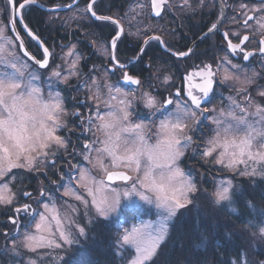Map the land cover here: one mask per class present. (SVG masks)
Wrapping results in <instances>:
<instances>
[{
    "label": "snow or ice",
    "instance_id": "obj_1",
    "mask_svg": "<svg viewBox=\"0 0 264 264\" xmlns=\"http://www.w3.org/2000/svg\"><path fill=\"white\" fill-rule=\"evenodd\" d=\"M35 2L36 0H6L4 14L8 17V24L0 25V38L4 40V43H0V66L12 69L11 71L0 70V207L11 208L13 215L9 217V223L18 225L19 215L23 213L32 216L34 227V231L23 234L21 242L18 243L15 238L12 239V251L16 252L18 247L30 253H38V249L43 248L61 250L70 248L78 243L76 237H83L86 234L85 226L77 222L81 211L87 215L89 210H92L97 216L109 219L121 210L122 198L126 206L133 210L137 208L138 198L145 203L155 204L158 209H161V219L155 227L150 224H141L133 225L131 229L122 228L117 248L122 249L132 245L136 255L129 264H148L160 243L166 238L167 222L180 209L192 204L190 195L197 192L191 175L185 173L180 166L185 157V150L194 143L193 137L188 133L201 122L197 119L198 114L207 119L209 112L217 111L215 108L208 109L204 105L211 103V94L214 92L218 74L225 68L233 71L241 69L225 56L216 61L215 65L212 63L195 65L184 75L181 87H177L175 92L167 97L158 98L152 91H142L138 102L149 110L150 116L160 114L164 117L159 121L156 132L158 139L155 144L148 143L145 134L148 125L142 122L133 123L130 120L129 108L137 98L134 95L122 93L116 85L101 84L95 77H90L91 87L97 90L96 95L90 98L95 111L90 109L89 115L81 120L80 126L83 127L87 123L86 132L99 131L104 138L93 135L91 141L82 144L84 149L81 154L82 159L90 167L73 165L66 180L61 174V183L57 186L64 189L62 198H71L78 202L79 207L65 200L67 211L61 214L53 196L41 190L40 195L47 197L50 203H44V210L39 211L33 209L30 204H18V189L15 187L16 176L13 174V169L29 171L38 169L43 161L49 159V153L53 147L66 150L67 141L57 135L59 130L66 127L60 120V116L64 113V97L59 91L54 93L50 91L48 99L45 100L39 86L42 83L39 77L33 72H28L25 78L17 65L21 64L24 71L28 70L27 65L14 54V45L19 44L23 49V40L16 30V24L19 23L21 30L31 40L36 41L40 49L38 53L40 59L28 53L27 49L23 50L24 58L34 63L37 68L44 70L49 69L50 63H55L53 59L55 54L49 51L40 37L32 32L24 21L25 9ZM96 3L97 0H89L82 11L97 20L111 21L118 26L110 43L112 49L110 59L114 64L113 68L107 71H114L116 68L123 70L128 65L116 60L114 53L117 41L125 34L124 27L119 20H114L111 16H98L93 8ZM163 3L164 0H151L152 7L156 9L155 15H160ZM184 3L187 5L188 0H184ZM200 3L203 4V0H200ZM76 4L77 0H73V4L68 7H74ZM60 7L56 5L51 10L58 11ZM254 11L264 13V7ZM254 19L259 27L264 29V15L259 19L248 16L243 21L244 26L247 27L249 20ZM216 27L217 25L213 24L210 31ZM5 31L11 32L12 36H4ZM224 35L227 36V33ZM236 38L240 40V43L233 44L231 40L227 41V50L230 54H235L239 50L245 61L256 54L246 52L241 47L245 41L249 40L247 35L241 38L236 34ZM153 39L161 38L150 36L144 44L147 45ZM259 43L261 45L259 54L264 55V39H261ZM62 47H66L68 51L59 55L62 63L56 65L48 77L47 86L50 89L53 79L58 88L60 84L67 86L70 79L79 75L80 54L76 51L75 45ZM10 49L13 51L10 52ZM144 50V47L140 48L141 55ZM191 52L192 50L189 49L187 52H177L174 55L182 58L189 56ZM94 70L95 66H93ZM229 78V75L225 74L223 80L227 81ZM170 79V76L164 77L165 82ZM123 80L131 85L141 84L138 77L129 75L127 72H124ZM101 87L106 90L107 100L101 101ZM259 95L264 97V92ZM117 96L123 98L119 99L118 106H113L111 102L116 100ZM228 100L229 111L219 110L218 115L212 120L215 125L214 135L204 142L203 150L200 152L201 160L204 163L211 162L240 176H264V106L255 105L254 112L249 114L248 108L253 105L250 96L245 94L243 101H237L233 97H228ZM101 102L104 108L108 109L107 111L101 108ZM245 104L247 107L244 106ZM76 115L79 116L80 113L77 112ZM94 124L95 129L92 127ZM241 132L243 135H240ZM122 135L131 139H122ZM103 157L109 158L108 165L104 164ZM55 163L54 160L50 161L53 167ZM241 166H243L242 169ZM92 168H99L104 174L103 178L96 179L92 175ZM130 172L135 175H129ZM116 181L121 182L122 187L119 189L112 186ZM79 189H82L86 196L82 195ZM238 191L232 179L228 178L217 181L214 190L206 194L214 204L226 203L229 205V211L236 212L231 205ZM22 195L31 198L30 192H24ZM248 206L252 207L251 202ZM53 224L55 231H53ZM249 225L258 228L260 236L264 237V224L256 225L249 221ZM4 235L8 237L9 234L5 232ZM39 259L41 257L37 254L36 259L29 260L28 264H37ZM242 264L247 262L243 261Z\"/></svg>",
    "mask_w": 264,
    "mask_h": 264
},
{
    "label": "flooded vegetation",
    "instance_id": "obj_2",
    "mask_svg": "<svg viewBox=\"0 0 264 264\" xmlns=\"http://www.w3.org/2000/svg\"><path fill=\"white\" fill-rule=\"evenodd\" d=\"M1 1L2 6L6 7V0ZM36 1L47 7L56 5L65 7L73 3V0ZM49 1H53V4H47ZM88 2L89 0H79L74 7L58 11H45L33 4L24 11L25 23L32 32L40 37L49 51L55 54L53 57L55 63H50L49 69L44 70L23 58L28 69L24 71L23 75L27 78L28 72H33L39 77L42 82L39 86L45 100L48 99L50 91L53 93L59 91L64 97V113L60 116V120L66 127L59 130L57 135L67 141V149L53 147L49 155L56 152L55 158L43 161L38 169L14 173L16 176L15 186L24 189L22 193H31V198L25 197L21 193L17 197L18 204H30L33 209L39 211H43V204L49 202L47 197L40 195L41 190L52 195L55 203L58 202L64 191L63 188L57 187L61 183V174L66 180L73 165L90 167L82 159L81 154L84 151L82 144L91 141L93 135L101 139L104 138L99 131L86 132L87 123L83 127L80 126L81 120L89 115V110L95 111L90 98L96 95L97 90L91 87L90 77H95L98 83L116 85L124 93L134 95L137 100L133 102L129 110L130 120L147 121L149 123L147 136L152 138H154L153 134H150L152 129L155 134L158 131L159 121L164 117L160 114L149 115V110L138 102L141 92L149 90L158 98L167 97L175 92L177 87H181L184 75L191 71L195 65L202 63L215 65V62L221 57L227 56L232 64L241 69L233 71L230 68H225L218 74L214 92L211 94V103L204 105L208 109H213L214 106L218 110L221 104H225V94L228 92L240 99L245 94L254 98L257 96V89L264 88V55L259 54L261 46L259 41L264 39V29L259 27L255 19L249 20L247 27L243 24L248 16H255L259 19L264 15V13L254 11V9L264 7L262 0H203V4L200 3V0H188L187 5L184 0H164L158 16L155 15L156 9L152 7L151 0H97L93 6L97 15L111 16L114 20H119L124 27L125 34L117 41L114 55L116 60L128 67L123 70L116 68L114 71H107V69L113 68L114 62L110 59L112 55L110 43L118 26L111 21H100L90 14H84L82 10L85 9ZM139 5H143V7H139ZM135 7H139V9L133 10L132 8ZM4 13L5 10L0 14L1 23L8 24V17ZM51 14L53 17L49 18ZM213 24H216L217 27L210 31ZM16 29L30 53L40 59L38 54L40 49L37 47L36 41L31 40L21 30L19 23L16 24ZM224 33H227V36ZM9 34L12 36L11 32ZM236 34L241 38L247 35L249 40L245 41L241 47L246 52L256 53L247 61L243 60L239 50L235 54H230L227 50L228 40H231L233 44L240 43ZM150 36H158L161 39L150 40L145 45L144 41ZM17 45L23 56L21 47L19 44ZM66 45H75L76 51L80 54L79 75L70 79L67 86L60 84L58 88L53 79L50 89L47 86L48 77L52 69L62 63L59 55L68 51L66 47H62ZM141 47L145 49L142 55L139 51ZM189 49L192 52L187 57L178 58L174 55L177 52H187ZM138 56L139 59H137ZM93 66H95L94 71ZM0 70L11 71L12 69L0 66ZM124 72L138 77L141 84L136 86L125 82L123 80ZM225 74L230 77L227 81L223 80ZM165 76H170L171 79L165 82ZM244 80L246 81L243 82ZM86 81L87 84H85ZM100 97L101 101L108 99L103 87L100 88ZM122 98L121 96L119 99ZM111 103L114 105L113 101ZM101 108L104 111L108 110L104 108L102 102ZM77 112L80 113L79 116L76 115ZM213 113L209 112L207 119L197 115L201 122L194 128V138L200 147H203L208 138L210 116ZM92 127L95 129L96 125L94 124ZM202 150L203 148H200L199 152ZM51 160L56 162L54 167L50 164ZM108 160V157H103V162L108 163ZM92 175L100 178L104 174L99 168H92ZM79 191L83 190L79 189ZM65 199L71 198L64 197ZM12 215V210L0 214L2 217L0 232L8 231L5 226L7 224L4 225V223H9V217ZM32 224V216L21 213L18 225H14L15 237H19L20 231Z\"/></svg>",
    "mask_w": 264,
    "mask_h": 264
},
{
    "label": "trees",
    "instance_id": "obj_3",
    "mask_svg": "<svg viewBox=\"0 0 264 264\" xmlns=\"http://www.w3.org/2000/svg\"><path fill=\"white\" fill-rule=\"evenodd\" d=\"M197 199L177 212L167 241L148 264H235L245 253H251L255 263L264 260V237L249 225V221L264 224L262 181L241 185L231 205L236 212L229 211V205L204 200L201 192ZM134 212L138 210L123 209L121 218L91 221L86 239L69 251L63 264H126L134 251L129 247L118 249L117 242L121 222L129 226L135 219ZM79 221L85 224L84 219Z\"/></svg>",
    "mask_w": 264,
    "mask_h": 264
},
{
    "label": "rangeland",
    "instance_id": "obj_4",
    "mask_svg": "<svg viewBox=\"0 0 264 264\" xmlns=\"http://www.w3.org/2000/svg\"><path fill=\"white\" fill-rule=\"evenodd\" d=\"M132 9L137 10V9H139V7H135ZM4 10H6V7L2 6V1L0 0V14L2 12H4ZM52 17H53V14H51L49 18H52ZM1 21H2V19L0 18V25H7L6 23L2 24ZM3 35L11 37V35L9 34L8 31H5L3 33ZM0 43H4V40L2 38H0ZM9 51L11 52L13 50L10 49ZM14 54L16 56L20 57L22 63L25 64V62L23 61L24 57L20 54V51H19L17 44L14 45ZM17 67H18V69H20V71L22 73H24V69L21 66V64H18ZM245 81L246 80H244L243 82H245ZM121 92L124 93L122 90H121ZM261 92H264V88L257 89V94H256L257 96H254V98L253 97L251 98L253 105H252V109H250V107L248 108L249 114L254 112L255 105L264 106V97H261L259 95V93H261ZM130 96H132V95H130ZM120 97L121 96H117V99L113 101V104H114L113 106H118V101H119ZM228 97H233L237 101L245 100V95H243V98L240 99L239 97H235L234 95L230 94V92L226 93L225 94V100H224L225 104H223V105L221 104L220 108L210 116V122L211 123H212L213 118H215L218 115L219 110L223 109L225 112L229 111ZM244 106L247 107V104H245ZM213 108H214V106H213ZM130 109H131V107L129 108V110ZM197 119H198V117H197ZM249 119L250 120L252 119L251 115L249 116ZM132 122L133 123H141L142 122L145 125L149 126V123L147 121H132ZM214 128H215V125L212 123L210 126V132L211 133L206 140L210 139L214 135V131H213ZM194 133H195L194 129H193V131L188 133L189 135H191L193 137L194 143L192 145H190L185 150V157L183 158V161L180 165L181 168L184 169L185 173L191 175L193 183H195V185L197 187V192L190 195V199L193 202L196 201L200 192H201V195H203L204 200L212 202L206 193L213 191L214 187H215V183L221 179L231 178L233 181V184L238 189H240L241 185L243 186L244 182H246V181H248L252 184H253V182L257 183V181H262L264 183V176H260V175H257L254 177L253 176H240V175H237L235 172H229L226 169H222L220 166L215 165L211 162H209V163L202 162L201 157H200V152H199L200 146L197 147L198 142L195 141ZM145 134H146V137L148 138L149 144H155L157 142L158 137L156 135V132L154 134L153 129H152V132L150 134H153L154 138L147 136V130H146ZM240 135H243V132H241ZM122 139H129L130 140L131 137H127V136L122 135ZM149 139H153V140L149 141ZM121 146L123 147V145H121ZM56 154H57L56 152L51 153L49 155V159L52 157L55 158ZM225 159L227 160V157H225ZM109 163H110V160H108V163L104 162V164H106V165H108ZM242 167L243 166H241V169H242ZM24 170H27V169H13V174L15 172H17V174H18L20 172H23ZM129 174L135 175V173H132V172H130ZM101 178H103V176L100 178H96V179H101ZM112 186L117 187L118 189L120 187H122L121 182L119 184H113ZM15 187H16V189H18V196H19L24 191V189L20 188L19 186H15ZM80 193L82 195L86 196V194L83 191ZM106 195H110V193H106ZM65 200H67L69 204H71L75 207H79L78 202H76L72 199H65ZM65 200H64V198H61L58 201L60 204L58 202L55 203L57 209H59L61 214L65 213L67 211V208L64 204ZM48 203H50V201ZM223 205H228V204L224 203ZM123 209H130V208L126 206V202L122 198L121 210L117 214L113 215L111 218L105 219L103 217H99L94 213V211L89 210L87 215H84L83 211H81L78 218H77V222L80 223L81 225L85 226V233L87 234L86 228H87L88 224H90L89 220L93 221L97 218L104 219V220H113L114 218H121L120 217V216H122L121 211ZM136 209L138 210V212L133 213V214H135V219L131 220V223L129 226H126V224L121 222L120 230H122V228L131 229L133 225H141V224L148 225V224H150L153 227L158 225V223L161 219V209H158L155 206V204H148V203H145L143 201H140L137 198V208ZM130 210H132V209H130ZM8 211H11L10 207H0V214H2L3 212H8ZM176 215H177V213H176ZM176 215L174 217H172L167 222L166 238L164 239L163 242L160 243L159 247L157 248V250H156L155 254L153 255V257L151 258V260L155 257L160 246L167 241L169 233H170L171 224L174 221ZM1 218L2 217L0 216V219ZM80 219H82V220L84 219L85 224H82L81 221H79ZM5 224H7V225H5ZM4 225L8 228L7 233L9 235H8V237H5L4 232H2V231L0 232V264H28L29 260L36 259L37 254L41 257V259L37 260V264H63V259L69 253V251L72 250L73 247L78 246L83 240L86 239V234L83 237L78 236V237H76V239L78 240V243L73 244L70 248H66V249H62V250L61 249L43 248V249H38V253H30L26 249H23L22 247H18L16 252H13L12 251V239L15 238V240L18 243L21 242L23 240V234L25 232L34 231V227L32 224V225H29V226L23 228L20 231L21 233L20 234L18 233L20 236L18 235L19 237H15V234H14L15 226L13 224H9V223H4ZM122 225H124V226H122ZM53 231H55V225L54 224H53ZM120 235H121V231H120ZM128 247L134 251V255L131 258V259H133L136 255L135 248L132 245H127L124 248H128ZM17 253H19V254H17ZM61 257L63 259H60ZM129 261L126 264H129ZM243 261H246L247 264H264V260L259 261L258 263H255L254 259H253V255L251 253H249V254L245 253V255L240 259V262H235V264H242Z\"/></svg>",
    "mask_w": 264,
    "mask_h": 264
},
{
    "label": "water",
    "instance_id": "obj_5",
    "mask_svg": "<svg viewBox=\"0 0 264 264\" xmlns=\"http://www.w3.org/2000/svg\"><path fill=\"white\" fill-rule=\"evenodd\" d=\"M78 1L79 0H77V3H78ZM73 3H71L70 5H72ZM34 5H37L38 7H40L41 9H43V10H45V11H52L51 9L53 8V7H47V6H44V5H42L41 3H39L38 1H36L35 3H34ZM69 6V5H68ZM68 6H65V7H60V9L59 10H61V9H68L69 7ZM72 8V7H71ZM17 30V29H16ZM21 37V36H20ZM23 40V39H22ZM22 49V48H21ZM24 49H27V47H26V45H25V43H24V41H23V49H22V52H23V50ZM27 52L28 53H30V51L27 49ZM31 54V53H30ZM32 55V54H31ZM33 56V55H32ZM116 182H118V181H116Z\"/></svg>",
    "mask_w": 264,
    "mask_h": 264
}]
</instances>
